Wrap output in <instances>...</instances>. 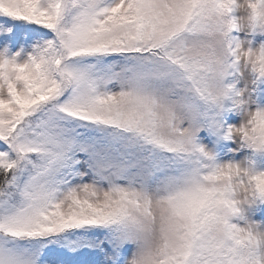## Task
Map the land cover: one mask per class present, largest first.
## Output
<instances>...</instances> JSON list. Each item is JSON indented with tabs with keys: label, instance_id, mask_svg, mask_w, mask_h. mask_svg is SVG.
Here are the masks:
<instances>
[{
	"label": "snow or ice",
	"instance_id": "snow-or-ice-1",
	"mask_svg": "<svg viewBox=\"0 0 264 264\" xmlns=\"http://www.w3.org/2000/svg\"><path fill=\"white\" fill-rule=\"evenodd\" d=\"M0 14L52 33L0 49V264H264V222L245 215L264 201V42L249 38L264 0L246 16L241 0ZM228 107L243 119L225 130ZM204 127L250 155L219 161Z\"/></svg>",
	"mask_w": 264,
	"mask_h": 264
},
{
	"label": "rangeland",
	"instance_id": "rangeland-1",
	"mask_svg": "<svg viewBox=\"0 0 264 264\" xmlns=\"http://www.w3.org/2000/svg\"><path fill=\"white\" fill-rule=\"evenodd\" d=\"M15 24L16 20L14 18L0 14V49L7 47L10 49V53H16L20 49H24L26 55L30 53L37 44L43 43L45 40L51 38L52 33L42 26L32 23L30 26L24 25L21 28H15ZM8 28L12 30L10 32L6 31ZM239 35L244 37L245 33L241 32ZM249 38L252 39L255 44H260L264 42V32L253 33ZM257 99L261 105H264V92H261ZM226 105L230 106L231 103L226 101ZM226 111H231L232 114L230 125L239 124L242 121L243 115L239 111L231 107H228ZM197 138L199 143L205 145L207 149L216 154L219 161L244 159L250 155V150L241 148L237 140L229 139L226 136L223 138L221 132H214L207 127L202 128L197 133ZM256 167L264 169V155L256 157ZM245 215L253 220L264 222V201H258L253 205L247 206ZM239 222L243 223L244 221L241 220Z\"/></svg>",
	"mask_w": 264,
	"mask_h": 264
},
{
	"label": "clouds",
	"instance_id": "clouds-1",
	"mask_svg": "<svg viewBox=\"0 0 264 264\" xmlns=\"http://www.w3.org/2000/svg\"><path fill=\"white\" fill-rule=\"evenodd\" d=\"M248 3L249 0H241V13L246 16L248 12Z\"/></svg>",
	"mask_w": 264,
	"mask_h": 264
}]
</instances>
